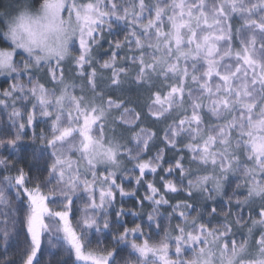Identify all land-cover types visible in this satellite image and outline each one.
<instances>
[{
  "label": "clouds",
  "instance_id": "1",
  "mask_svg": "<svg viewBox=\"0 0 264 264\" xmlns=\"http://www.w3.org/2000/svg\"><path fill=\"white\" fill-rule=\"evenodd\" d=\"M43 4L0 0V264H264V0H63L33 45Z\"/></svg>",
  "mask_w": 264,
  "mask_h": 264
},
{
  "label": "snow or ice",
  "instance_id": "2",
  "mask_svg": "<svg viewBox=\"0 0 264 264\" xmlns=\"http://www.w3.org/2000/svg\"><path fill=\"white\" fill-rule=\"evenodd\" d=\"M63 7V0H44V4L42 6V11L39 15L30 16L24 15L21 16L17 27L20 31L27 34L28 43L33 45L45 46L50 37L56 36L58 37L63 29L61 27L60 22V12ZM92 10V5H87V12L81 16L80 18L85 22L92 21L90 13ZM190 15L192 13H189ZM181 15H183V10L181 8ZM160 19V12L157 10L156 12V20ZM184 24L178 26L184 27ZM260 27H264L261 25ZM17 28H13V34L16 35ZM3 57V54H0V58ZM245 63H249V58L245 59ZM223 80H227L228 77H221ZM38 216V213H37ZM37 217L33 218V222L35 224ZM38 228V225H36ZM38 243V240H37ZM29 264H31V258L29 260Z\"/></svg>",
  "mask_w": 264,
  "mask_h": 264
}]
</instances>
